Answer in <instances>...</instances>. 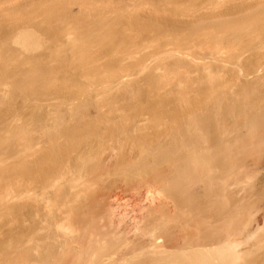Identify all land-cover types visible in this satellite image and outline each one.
<instances>
[{
  "label": "bare ground",
  "instance_id": "bare-ground-1",
  "mask_svg": "<svg viewBox=\"0 0 264 264\" xmlns=\"http://www.w3.org/2000/svg\"><path fill=\"white\" fill-rule=\"evenodd\" d=\"M55 1L59 3L56 4ZM102 2L104 1L0 0V18L6 21L15 11H18V14L19 11H23L24 16L21 17L26 18L25 20L19 18L21 23L24 21L23 24L20 22L16 24L17 19L12 20L18 16L15 14L11 18L15 21L12 22L13 24L6 21L8 26L12 24L9 26L11 29L6 25L7 35L9 30H12V34L8 38L4 32L3 37L6 39L0 40L5 43L8 38L6 42L8 44L6 46V43L1 42L0 48L8 49L9 45H13L12 47L18 52L16 56L14 54L15 58L20 54L25 56L26 53H31V56L35 51H38L37 54H40L39 51L41 53L45 51L47 56L43 53L42 57L51 58V54L48 55L51 42L57 41L51 40L53 38L51 32L55 30V32L60 31L61 34V31L67 33L78 30L77 33L90 34L96 31L103 16ZM25 9H28L27 12L31 9V12L28 14ZM51 9L57 13V16L59 15V19L56 17L58 22L53 25L54 28L51 26ZM7 12L14 13L10 17ZM6 14H9L10 18L4 17ZM253 18L255 19V16ZM254 19L249 20L250 22L245 19L248 23H243V28L249 26L251 28V30L248 28L250 30L248 34L242 33L239 28L242 25L237 24L239 27H235L239 29L232 27L235 32L229 35L235 42L227 38L231 44L232 41L234 44L238 40V45L246 38L245 43L253 42L252 46L254 44L258 46L260 43V50L262 49L258 51L255 45L254 48L243 43L244 46L251 47L250 51L253 48L258 52L255 50L249 52L250 56L247 55L249 56L247 58L244 55L245 60L237 63L236 66H239L236 69L232 64L229 66L224 64V66L220 63V66L217 63L219 68L213 65L216 68L213 69L209 64H206L205 68L206 65L200 63L202 66L198 67L202 69L201 75L196 79L190 77L188 79L187 76L182 79L183 74L180 71L182 78L180 80L177 76L179 81L177 79L176 84L172 82L175 86L170 90L169 96H165L169 93H165L166 90L164 95L158 94L159 100L150 104L139 103L138 96L141 90L137 91L139 95L136 93L138 98L135 93H133L134 97L131 96L129 85L128 87L127 84L121 85L124 83L123 79L122 83L119 82L120 87L116 84L120 89L119 97H122L121 100H125V103L130 101L131 97L135 98L134 102L124 105L125 109L121 107L117 109L114 104H111L110 108L104 103L94 106L96 108L91 105L88 109L90 103L84 102L87 105L82 103L85 105L80 107L82 109L78 108L79 105L76 103V107L73 106L74 103H70L74 107L70 108L72 110L51 112V93L44 92L45 89L40 90V87L46 85L48 90L50 83L48 77L51 75L49 70L51 66L47 63L49 59L44 61L41 57L43 65L49 66L44 69L45 67L38 61L41 58L34 53L39 57L37 61L35 60L36 66L38 63L43 67L41 72L40 67H37L39 69L37 71L32 56L29 60L34 70L31 66H27L31 65L29 61L24 65L27 67L26 70L22 71L20 67L24 69V66L16 58L20 70L17 63L15 67L13 65L15 69L17 67L18 72L12 68L15 74H12L14 71H9L10 77L20 76L23 80L19 78L18 81H26L27 84L34 86L39 82L38 90L35 89L36 86H33L35 89L33 90L32 85L29 84L31 87L28 91L33 90V92L30 91L28 94L26 93L28 88L25 89L28 87L26 82L27 86L19 82L26 95L21 94L22 91L14 93L15 90L20 89H15L18 86L11 87L13 83L11 80L15 78L8 76L12 83L2 80L4 74L3 77L7 78L6 73L10 70L9 67H12L10 64L16 62L15 59L6 66L3 64L6 60L3 57L4 60H0L2 61L0 78L6 84L3 90L0 89V103L14 97L10 94L16 97V93L22 103L15 104L20 99L14 98L15 101L12 99L10 103L8 102L12 105H7L5 102L6 105L0 104L2 125L11 127L13 124L16 125L19 119L18 127L24 121L16 113L23 112V107H26V113L33 109V115L31 111L28 112L34 117L33 120L29 121V118H25V121L26 119L29 121L25 122L28 126L24 128L22 125L20 130L30 128L29 124H32L31 129L33 126L34 128L33 131L30 130L33 134L40 131L48 143L47 149L44 148L45 151L39 155L40 157L35 154L38 159L33 164L31 162V165H23V163L20 167L16 164L17 167L12 166L13 168L7 169L22 177L24 174L29 177L32 173L47 175L46 177L51 175V184H49L51 194L48 193L51 200V214L48 215V212L44 216L48 226V229L43 228L47 231L44 239L33 233L28 237L22 234L25 238H22V235L14 238L13 234L10 235L12 238L8 242L3 240L4 242L0 243V264H264V21H259V17L258 20ZM240 22L242 23V20ZM1 24L2 22L0 26ZM3 27L1 28L6 29L5 26ZM207 45L206 47L210 48ZM238 45L237 48H240L241 46ZM18 47L25 53L22 54ZM13 48L10 47V50ZM212 49L208 52H212ZM216 49L213 51L215 52L213 56L220 50ZM1 52L0 56H2ZM5 52L4 49L3 53ZM242 56L241 54V58ZM26 58L19 59L26 60ZM178 60L171 64L176 71L184 65L183 61L178 62ZM190 61L192 65L194 60L190 59ZM44 62L47 64L45 65ZM21 63L25 64V61ZM30 68L35 72L28 70ZM41 73L44 76L42 81V78H38L42 77ZM177 73L179 75V72ZM160 78L158 79L157 76L156 80L153 78V83L150 81L152 84L149 82L152 86L150 90L158 89L156 91L161 92L160 86L163 88V83L170 81L165 77L164 80ZM44 79L48 83L47 81L45 83ZM43 81L46 85H42ZM13 84H16V80ZM141 96L144 94L140 95V99ZM108 101L117 103L114 100ZM30 102H34L35 105H31L33 108L29 105V109L27 105L31 104ZM107 107L109 109H105ZM18 108L21 112L19 110V113L14 112ZM2 127L4 131L8 129ZM15 128L16 126L8 129L7 132L10 130L11 133ZM24 131L28 132L29 129ZM31 131L26 135L27 137L22 136V140L26 141L25 144L27 140L32 139ZM7 132L4 135L10 138L9 140H13L14 138L11 137L14 135L18 139L17 130L16 134L12 131L11 137ZM27 132L25 134H28ZM19 139H14V143L19 144ZM9 170H6V175L12 176L10 175L12 172L7 174ZM0 171L5 172L1 169ZM1 172L0 175L3 176L5 173L2 175ZM39 201L36 200L34 204H39L41 202ZM46 239H51V242L45 243Z\"/></svg>",
  "mask_w": 264,
  "mask_h": 264
},
{
  "label": "rangeland",
  "instance_id": "rangeland-1",
  "mask_svg": "<svg viewBox=\"0 0 264 264\" xmlns=\"http://www.w3.org/2000/svg\"><path fill=\"white\" fill-rule=\"evenodd\" d=\"M103 1L104 2H102L103 4H101V5H103L102 9L104 11L102 10L103 16H101L102 19H101L100 24H99V26L101 25V27L99 28V26H98V29L96 31H94V32L92 31V33H90V34H88V33L83 34L80 32L77 33L78 30L77 31H74V30L71 31L70 30L71 32L67 31V33L69 32L68 34L64 31L63 32L61 31V34H60V31L59 32L56 31L57 32L56 33L55 30H53L51 28V30H53L51 32V37H53V38H51V40H53V39L57 40V41L51 42V50L48 51L50 53L48 54V52H47L48 55L51 54V58H48L50 56L47 57V59H49L48 61H51V62L47 61V63H49L51 67H49L48 65L46 67L42 63V61H43L42 58L44 59V56H47V55H45L46 54L45 51L43 52L41 50L42 53L39 51L40 54H37L36 52H38V51H35L31 55L34 58L32 61H34L33 63L35 64L36 63L35 60L37 58L39 59V57L41 58L42 57L41 54L44 53V56L40 60H38V59L37 60L39 61L40 65H43L45 67L44 69L49 67V70H51V75L48 77V80H50L49 81L50 83H48V81L44 79L45 83L47 81V83L49 84L48 90L51 89L50 92H48V90L46 88L47 85L44 83V81H43L44 84H42V83L41 84L46 85V86L40 87L41 88L40 90L45 89V90H43L44 92L51 93V112H56V111L61 112V111H64V109H67L64 111V112H67L69 110H72L70 108L72 107L71 104H73V103H74L73 104L74 107H76V105H79L77 107L80 108V107L85 106V105H82V103L88 104V102L90 103L88 109H90L91 105H93L92 106L93 108H96L94 106H100L99 103L100 104L102 103L101 105H103V103H104V105L109 106V107L111 106V104H114V107L117 109L119 107L125 109V106H124L125 104H128V102H134L135 101V98H133L135 95L133 93H135V94L137 93L138 95L140 93H141L140 95L144 94V96H141L142 97L141 99H140V95L138 96L139 97L138 98L137 94H136V97L139 99V100L138 99H136V100H138L139 103H142V104H150V103H153V102L159 100V98H160V96H162V94L164 95L165 93L169 92L165 95V96H167V95L169 96L170 90L175 86L176 82L179 81V78H177V76L178 77L182 76V75H180V71H181V74H183V76H182L183 78L180 77V80H181V78L185 79L186 76H187V78L190 77L191 79H196V78L200 77V75H201L200 70H202V69H199V67L201 68V66H202V64H200V63H203V65L209 64L210 67H212L213 69H216V68H214V66L219 68L218 64L220 65V63H221V65L225 64L228 66L232 64L235 68L233 66L232 67L227 66V68L236 69L239 66V65L236 66L237 63L238 64H239V62L241 63L242 60H245L244 59L245 57L247 58L250 56L249 52H254V50L255 51L260 50V46H259L260 43H259L258 46H256L254 44L258 48L257 50L252 48L253 51L252 50L250 51L249 48H251V47H248V46L246 47V45L248 44V43H245L246 38H245V41H243L244 38H242L243 40L241 39V41H243V42H241L242 44H240V45H238L239 44L238 40H237V43L233 44L234 40L231 39L230 37H232V36L229 37V35L234 34L232 32H235L232 29V27H235L238 25L239 26L242 25L241 27L238 26L240 28V30H242L241 31L242 33L248 34V32L251 30V28L249 26L248 27V28H250V30H249L246 27L247 28V31H246V28H243V26H244L243 23L247 24L248 22L246 23V21H249L251 19L253 20L254 16H255L254 20H258L257 17H259V21L260 20H261V22L264 21V18H263L264 17V14H263L264 13V4H263L264 0H167V1L166 0H164V1L155 0L156 2L154 0H129V1L128 0H103ZM56 2L57 1H55V3ZM57 3H59V2H57ZM52 4L54 5V3H52ZM52 4H51V8H53ZM25 10H24V12H25ZM30 10H29V12H27L28 11V9H27L26 12L29 14L31 12ZM22 12L19 11V14H18V11L17 12L15 11V13L12 12V14L13 13H14V15L16 14L15 16L18 15L15 18H12L14 15L12 16L11 12L10 13L7 12V13L10 14V17L12 16L11 17L12 20L17 19L18 22H16V24L17 23L19 24L20 19L21 20L26 19L23 17L24 14ZM26 12H25V15H27ZM9 14L8 15L6 14L4 17H6V16L9 17ZM21 15H23V16L21 17ZM261 15H262V17H261ZM52 17H54V18L52 19ZM56 17H57V19H59V15L57 16V13L51 9V26L52 27L54 24H57L56 23V21H57ZM103 17H104V19H103ZM247 17H248V20H247ZM249 17H251V18H249ZM11 18L6 19V21L8 20L7 21L8 23L9 22L10 23L15 22V21H12ZM261 18H263V21ZM0 19L2 20V21L0 20L2 22L0 28L3 26H5V28H6V25L8 26L7 22L5 21V19H2V18H0ZM245 19H246V21H245ZM241 20H242V23L240 22ZM23 22L22 23L20 22V24H23ZM61 23H59V24H61ZM12 24L9 26H12ZM238 27H235V29ZM3 28L0 29V37H1L0 39H2V38L6 39V37H3V36H5L4 32L6 33L7 37L10 36V34H12L11 33L12 30L11 31L9 30L8 31L9 34L7 35V32H6L7 28L6 29H3ZM8 29H11V28L9 27ZM231 29H232V31H231ZM244 29H245V31H244ZM89 35L91 37H88ZM8 38H7V41H8ZM227 38L229 40H233L232 44ZM7 41H5V43ZM257 41L259 42L258 39H257ZM257 41H254V42L258 44ZM1 42L2 41L0 40V44H1ZM91 42H93V43H91ZM2 43L5 44L4 42H2ZM213 43H216V44L214 45ZM243 43H245L246 45L244 46ZM252 43H249L248 45L252 46ZM7 44L8 43H6L5 45L7 46ZM67 44H68V46H67ZM201 44H203V45H201ZM207 44H210V46ZM236 44L239 47L243 46V48H241V47L237 48ZM206 45L210 48H207ZM254 45L252 47H254ZM9 46H8L9 50H10V47L13 48L12 47L13 45L10 47ZM211 47L214 49H212ZM228 47L230 50L228 49ZM0 49L2 51V52L0 51L2 53V56H0V58L1 57L2 58L0 60H2L4 57V59H6L8 61L7 63L5 62L6 60L4 61L5 63L3 62V64H5L6 66H9L8 63H11L10 61L14 62V60L16 58L18 59V62L21 65L23 64V66L27 65L29 63V61H30L29 59H32V57L30 56L31 53L30 54L28 53L29 55L26 53L25 56H23L19 53L20 56H17L15 58L16 54H18V52H16L15 47L13 49H11V50L15 49L14 50L15 52L14 51L10 52L11 50L8 52L7 51L8 49H6V48H3V50H2V48H0ZM4 49L6 50L5 53H3ZM17 49L20 50V52L22 51V54L25 53V51L23 53V50H21L19 47ZM209 49H212L213 51L215 49L217 51L219 49L220 50L215 54V56H213L215 52L212 51L213 54H212V52L209 53L208 52ZM257 52H255V53H257ZM34 53H36L39 57L36 54L34 55ZM207 53H209V54H207ZM14 54H15V56H14ZM241 54L243 55L242 58H241ZM251 54H253V53H251ZM244 55H245V57H244ZM247 55H249V56H247ZM13 56H14V59L12 58ZM28 56H30V57L28 58ZM21 57L24 59H25V57H27V58H26V60H24V59L20 60ZM196 57L197 58L199 57L198 58L199 60ZM193 58H195V59H193ZM10 59H12V60H10ZM17 59L15 60L16 61L15 64H13V63L10 64V66H12V67H9L10 70H8V68L6 67L8 70L7 73H9V74L6 73V76H7L6 79L7 80L3 77L5 74L2 75V77L0 75V77L2 78V80L4 82L6 81V83H8L11 80V79L10 80L8 79V76H9V78L12 77V75L10 77V74H11L10 72H11V70L13 72L15 69L14 68L15 65L18 64ZM45 59H44V61H45ZM176 59L177 60L179 59L178 62L183 61L182 63L184 65L182 66V68H180L181 70L177 69V71H176V68L174 66H172L173 61L175 62ZM190 59L194 60V61H192V65H191ZM236 59H239V60H236ZM24 61H25V64L21 63ZM207 61H209V62L211 61V62L209 63ZM0 62H2V61H0ZM26 62H28V63L26 64ZM195 62L197 63V65ZM215 62H216V64H214ZM30 63H31V65L28 64L27 66H31L33 68L34 66H32L31 61H30ZM47 63L44 62L45 65ZM211 63H213V64H211ZM227 63H229V64H227ZM13 65H14V67H13ZM207 65L205 66V68L207 67ZM17 66L19 69V67H20L19 64ZM35 67L36 68L40 67L39 69L42 72L43 69H41V68H43V67L39 66L38 63H37V66L35 64ZM12 68H14V69H12ZM20 68H22V71H23V70H26L27 67L24 66V69H23V67H20ZM32 68H30L28 70H31ZM203 68H204V66H203ZM205 68H204V70H205ZM18 69L16 67V69H15L16 72H18ZM39 69L37 71H39ZM33 70H34V68H33ZM33 70H31V71L35 72ZM192 71L193 72L195 71V72L193 73ZM177 72H179V75ZM12 74H15V71ZM170 75H171V78H170ZM41 76H42V73H41ZM157 76H158V79H159V77H161L160 79H163V77L166 78L168 76L166 79L170 80V81L165 80V81H167V83L165 82L166 85H165V83H163V88H162V86H160L162 89V90H160L161 92H157L156 90H158V89H155L154 91L150 90V89H152V86L150 85V83L152 82V80L154 81L153 78H155V80H156ZM172 76L175 79H173ZM184 76H185V78H184ZM43 77L44 76L38 77V78H40V79L42 78L41 79V81H42ZM1 78H0V81H2ZM12 78H15L14 80H16V84L15 85L13 84L14 80L12 79L11 81H13V83L10 81L12 83L11 87L18 86V88H15V89L20 88L19 91L18 90L16 91L15 89H13V90H15L14 93L15 92L19 93L20 91H22L21 94L24 93L23 92V86L21 87L19 85V82H22L21 84H25L26 81H18L20 76L14 77V75H13ZM45 78L47 79V76ZM20 79H22V78H20ZM177 79H178V81H177ZM122 80L124 81V83H122ZM3 81L0 82V83H3V85H0L2 87V88H0L1 90H3V87L5 86L4 84H6ZM17 82H18V84H17ZM119 82L122 83L121 84L122 86L127 84L126 86L128 87V85H129V89L131 90V96H133V97H131L132 100L129 99L130 101H128L127 103H125V100L124 101L121 100L122 97H119L120 96L119 95L120 89L118 88V86L120 85ZM168 82L169 83L171 82L170 87H169ZM172 82L173 83L175 82V84L173 85ZM27 83L28 82H26V84ZM29 84H27L28 87L25 88V89L28 88L26 90L27 92L24 90L27 94L30 91L33 92V90L37 89V86L39 88V85H38L39 82L37 85L35 84V86H36L35 89L33 88L34 85L30 84V85H32V87L31 86L30 87L33 90L28 91L30 88ZM149 85L151 88L149 87ZM6 86L8 87L9 85L7 84ZM126 86H124V87H126ZM106 87L108 89H106ZM165 87H166V89H165ZM110 90H112V91H110ZM140 90H141V92L138 93L137 91H140ZM59 91L62 93H60ZM144 91L146 93H144ZM162 91H163V93H162ZM11 92H13V91H11ZM17 93H16V97L14 94H10V95H12V97L13 96L14 97L10 98V100L6 99L7 102H5V101L4 102L7 105H12V104H9L11 102V100L12 99L14 100V98L15 99L17 98V100H19V99L20 100L16 101L17 103L15 102V104L21 105L20 103H22V100H21V98H19L20 97L19 95H18L19 97L17 96ZM26 93H24V94H26ZM57 95H59V96H57ZM111 97H112V99H110ZM115 97L116 98L119 97L122 102L119 100V98H117L119 100V102H117L118 100ZM96 98L98 101L95 100ZM69 99H71V100H69ZM105 99H106V101H105ZM133 99H134V101H133ZM108 100H114L117 103H115V102L113 103L112 101H108ZM32 101H34V100H32ZM91 101H92V103H91ZM107 101L109 102L108 105H107V103H108ZM84 102H86V103H84ZM105 102H106V104H105ZM3 103L1 101L0 104L2 105ZM5 103L3 105H6ZM33 103L28 104L27 107L29 105L34 106L35 104L33 105ZM75 103H76V105H75ZM80 104H81V106H80ZM1 105H0V107H1ZM116 105H117V107H116ZM120 105H122V106H120ZM13 106H15V105L13 104ZM32 106H31V108H33ZM106 106H104V107H106ZM5 107H3V108H5ZM67 107H69V108H67ZM74 107H72V108H74ZM109 107H107L105 109H109ZM53 108H56V109H53ZM80 109H82V108H80ZM18 110H19V112H21L19 108L16 111L14 110V112H18ZM26 110H27L26 107L25 108L23 107V112H21L23 114H21L19 112H18L19 114L16 113V115H18V117L20 119L23 118V121H24L23 122L21 120V122H23V123L20 122L21 124L18 127H17V124H19V121H20L18 118H17L18 123H16V125L13 124L11 127H7V126L5 127V125H2V123H1L2 120L0 118V120H1L0 121V165H1L0 169L5 171L4 172L5 174L0 171L2 175L4 174L3 176L0 175V177L2 178V179L0 178V185L2 186V187L0 186V195L2 196V197L0 196L2 198V204L0 203L1 204V206H0V243L4 242V241L8 242V240H11L12 236H10V235H13V234H14L13 237L17 238V236H21L22 234L23 235L25 234V236L28 237L29 235L34 233L35 235L36 234L39 235L37 237L44 239V237L46 236L45 233H47V231L45 229L43 230V228L46 227V229H48L47 223H45V221H44V218H45L44 216L48 212H49L48 215L51 214V200H50V195H49V194H51V193H49V191L51 190V186L49 185V184H51V178H50L51 175H48V177H49L48 178V177H46L47 175L46 176H42V175L40 176L37 173L36 174L32 173V174H30L31 176L29 175V177L27 174H24L22 177V175H20V174H19L20 176L16 175L14 172L7 169V168H10L12 166L17 167V165H18V167H20V166H22L23 163H24L23 165L33 164V162H35L36 159H38L37 157L39 155H41V153L42 154L44 153V151H45L44 148H46V146H48L47 145L48 143H47L45 137L44 136L42 137L43 134H40L41 133L40 131H37V133L33 134L32 131H33L34 126L31 129L32 124H29L30 128L27 127V129H29V131L32 130L30 133L33 134V135H31L33 140L32 139L30 141L27 140L26 144H25L26 141L22 140L24 137H27L26 135H29V131L28 132L26 131L28 134H25L26 132L24 130H27V129H24V128H26L25 126L30 121V119L32 121L34 118L32 116L33 115V109H32V111L30 109V111L32 112L31 113L32 115L28 113L30 111H27V113H28V115H27ZM64 112H62V113H64ZM11 114L13 115L12 111H11ZM9 115H10V113H9ZM12 115H10V116H12ZM19 115H21V116H19ZM25 118H27V119L29 118L28 119L29 121H27V119L25 121ZM25 122H27L26 125H25ZM22 125H24V128L22 127L24 130L23 129L20 130V127ZM2 126H4L5 128H8V129H10L12 127L14 128V126H16L17 129L16 128L12 129L11 133H12V131L14 134L17 133L16 136H18L17 137L18 139L20 137V139H19L20 143L17 141L16 142L19 144L14 143L13 140L14 139L18 140V139H16L14 137L15 135L13 137H11L12 134L10 133V130L8 132L11 135H8V134L7 135L11 138H14V139L9 140L10 138H7V136L5 137L8 129H6L4 131V129H2L3 128ZM18 128H19V130H18ZM14 130L15 131L17 130V132L15 133ZM3 131H4L5 135L3 134ZM22 131H24V133H22ZM38 133H39V135H38ZM3 135L5 138L2 137ZM22 136H23V138H22ZM7 140L10 141L11 144L8 143ZM20 140H22V141H20ZM8 144H10V145L8 146ZM17 146H18V148H17ZM31 146H32V148H31ZM10 147H12V148H10ZM31 149H34V150L32 151ZM29 152L33 153V154H30ZM35 154L38 156H36ZM26 158H28V159H26ZM6 170H9V172H7V174H10V172H12L14 175L12 173L10 174L12 176L6 175ZM5 178H6V180H5ZM7 179H8V182H7ZM10 180L12 181V183ZM47 181H48V183H47ZM26 182H27V184H26ZM4 184H5V186H4ZM43 190H45V191H43ZM44 192H47V193L45 194ZM44 194H45V196H44ZM47 196H49L48 197L49 199L47 198ZM37 198L41 202L39 201L40 202L39 204L35 203L37 205L36 206L34 204V202L36 200L38 201ZM44 199H45V201H44ZM40 204H41V207H40ZM16 207H17V209H16ZM13 208H15L16 210ZM37 215H38V217H37ZM43 223H44V226H42ZM45 224H46V226H45ZM39 229L41 230V232ZM26 231H27V233H26ZM38 232H39V234H38ZM43 234H45V235H43ZM48 234H49V232H48ZM23 235H22V238L23 237L25 238V236H23ZM47 240L48 239H46L45 243H47L49 241L51 242V239L48 241Z\"/></svg>",
  "mask_w": 264,
  "mask_h": 264
}]
</instances>
